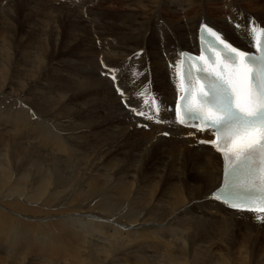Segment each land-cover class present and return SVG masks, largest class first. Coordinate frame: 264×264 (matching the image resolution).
<instances>
[{"label": "bare ground", "instance_id": "obj_1", "mask_svg": "<svg viewBox=\"0 0 264 264\" xmlns=\"http://www.w3.org/2000/svg\"><path fill=\"white\" fill-rule=\"evenodd\" d=\"M4 1L0 251L6 259L234 264L233 252L237 264H264V221L211 197L221 184L222 160L198 143L211 135L177 124L170 67L181 51L199 54L201 24L251 51L246 26H264V11L247 14L233 0L220 7L225 19H208L201 8L224 0H100L120 10L92 5L90 13L81 5L72 19L60 5L29 0L23 16L18 3ZM160 8L191 14L181 24L160 17ZM116 84L132 107L146 113L144 100L154 98L160 109L155 118L129 111Z\"/></svg>", "mask_w": 264, "mask_h": 264}, {"label": "snow or ice", "instance_id": "obj_2", "mask_svg": "<svg viewBox=\"0 0 264 264\" xmlns=\"http://www.w3.org/2000/svg\"><path fill=\"white\" fill-rule=\"evenodd\" d=\"M235 27L239 31L242 26ZM246 28L255 52L200 25L199 54L181 51L170 64L178 94L174 111L177 123L210 130L214 138L198 143L211 145L223 157V186L212 197L232 209L258 213L256 219L264 221V26L250 21ZM111 79L117 81L115 75ZM115 90L136 116L152 120L160 110L154 98L144 100L151 114L132 107L118 84Z\"/></svg>", "mask_w": 264, "mask_h": 264}, {"label": "rangeland", "instance_id": "obj_3", "mask_svg": "<svg viewBox=\"0 0 264 264\" xmlns=\"http://www.w3.org/2000/svg\"><path fill=\"white\" fill-rule=\"evenodd\" d=\"M11 1L14 4L15 3H18L20 5V7H17L19 5L16 4L15 5V8L17 10L20 8V11L23 10L20 13L23 14V16H25L26 11H25V7H24L25 6L24 3H26L29 0H11ZM33 1L36 3V5H38V4L41 5L42 4L41 6L45 5V3L46 4L51 3V4H55V5H60L61 9L63 11H65V13L68 16V18H72V19L77 18L78 14L80 13V11H78V7H80L81 5L84 6V10L85 11L90 12V13H94V9H93L94 7L92 5H94L95 7L97 6V8L99 7V9L100 10H104V12L105 11H113L115 13V12H118L120 10V7L119 6H116V4L108 3V2L106 3V2H103V1H100V0H99V2H98V0H82V1L81 0H33ZM224 1L226 3L225 2H219V4L217 3L216 5H213V4H211V5L210 4L209 5H207V4L204 5L205 7H202L201 8V13L203 15H205L208 19H217V18H222V17L224 18L225 15H223L222 12H221V10H223V9H221L220 7H222V5H224V4L231 3V1H233V0H224ZM4 2H5L4 0H0V9L3 8V6L5 8V6H6L7 3L6 2L4 3ZM71 2H73V3H71ZM233 2H235L236 4H238V7L243 12H245V13L247 12V14H249L248 12H253V10L255 8H256V10L264 11V0H234ZM31 4H33V3H31ZM40 5H38V6H40ZM70 8H72V10L74 11V13H69V9ZM121 8H123V7H121ZM115 9H117V10H115ZM33 11L36 12V9H34ZM159 13H158L159 16L160 17L162 16L163 19H165V20L166 19L167 20H170L171 19V21H177V22H179L181 24H183L186 21V19H188L190 17V14H191V13H189V14L187 13V15L184 16L185 11H183V10L180 11V10H175V9L174 10H172V9L170 10V8H168V9L167 8H160ZM48 14L51 15L50 13H48ZM48 14L47 13H44L45 17ZM0 15H2V14H0ZM90 15H92V14H90ZM92 16H87L86 15V18H91ZM20 17H21V15H20ZM47 17H51V16H47ZM257 19L262 21V19H260L259 17ZM17 21L20 22V18L19 17H17ZM263 25H264V21H263ZM77 59H79V57H77ZM77 61H79V60H77ZM60 69L62 70L61 67L60 68L58 67V68H56L54 70H60ZM50 75L52 77H55L57 74L55 72H52V70H51L50 71ZM102 103H103V105H102ZM102 103H101V107H104V102H102ZM72 105H73V103L70 104V106H72ZM147 112H148V114H150L149 113V109H147ZM119 119H120V120H118L119 122H121V121L123 122L122 117H119ZM125 122H126V119H125ZM130 129H131V127L129 128V131H130ZM137 131H140V129H137ZM161 138H164V137L161 136ZM71 141H73V140H71ZM75 148H77V146H75ZM121 152L122 151L119 150V154H121ZM23 203H24V201H23ZM231 254H232V256L230 257L231 259L229 260V262L232 259H234V260L236 259V261H234L233 263L234 264H237V256L236 255H233V252H231ZM3 255H4V253L2 251H0V258L4 260V261H2L0 259V262H1L0 264H3V262H5L4 264H11V262H9L6 259L7 258V255H4V256ZM249 264H252V263H249ZM253 264H255V263H253ZM258 264H261V263H258Z\"/></svg>", "mask_w": 264, "mask_h": 264}]
</instances>
